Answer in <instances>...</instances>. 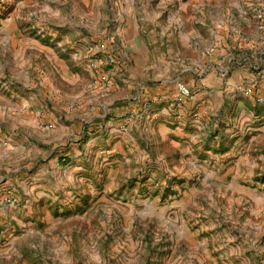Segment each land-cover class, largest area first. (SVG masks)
<instances>
[{
    "label": "rangeland",
    "instance_id": "1",
    "mask_svg": "<svg viewBox=\"0 0 264 264\" xmlns=\"http://www.w3.org/2000/svg\"><path fill=\"white\" fill-rule=\"evenodd\" d=\"M219 1L227 15V0H0V186L20 201L6 211L7 221L0 214V264H264V68L254 63L260 56L264 61L259 51L248 56L255 79L238 85L244 110L226 111L218 127H195L199 113H180L167 98L148 102L149 108L168 105L171 117L191 126L187 131L195 138L187 148L194 158L188 154L180 162L167 144L150 140L137 141L128 161L63 158L59 166H75V175L53 168L52 198L33 203L22 196L24 173L3 163L26 137L12 128L22 113L5 116V101L36 100L59 83L60 73L80 75L105 96L136 63L139 80L150 84L161 77L155 70L185 59L187 69L176 80L189 81L193 97L202 79L231 77L236 62L250 61L242 53H233L228 63L215 58L224 38L211 21ZM250 11L244 10L264 29V9ZM136 39L150 48L149 68L131 56ZM183 42L191 47L182 48ZM122 126L125 132L128 125Z\"/></svg>",
    "mask_w": 264,
    "mask_h": 264
},
{
    "label": "crops",
    "instance_id": "2",
    "mask_svg": "<svg viewBox=\"0 0 264 264\" xmlns=\"http://www.w3.org/2000/svg\"><path fill=\"white\" fill-rule=\"evenodd\" d=\"M226 4L227 15L220 12H225L221 1L211 12L212 25L216 28L214 33L219 34V39L224 37L222 41L220 39L215 58L228 63L234 59L233 53H242L240 58L250 62H236V70L228 79L217 76L202 79L199 93L179 106L180 113L187 108L192 109L193 113H199L200 122L194 125L197 128L210 123L218 127L223 120L221 115L226 111L244 110L245 107L239 98L240 93H237L238 85L242 79L249 82L255 79L250 71L253 61L248 56L253 57L257 54L256 51L264 55V29L259 27L253 14L244 12L246 9L251 10L250 12L255 8L264 9V0H227ZM144 18L141 17V20H145ZM146 20L153 24L156 21L151 13H147ZM181 46L184 49L191 47L188 42H183ZM129 49L135 62L141 57L143 66L149 68L150 62L147 61L146 52H150V48L147 43L141 45L136 39L130 41ZM137 52L142 53L136 54ZM179 62L174 63V67L168 65L165 69L160 67L155 70L153 73L161 77L150 84L139 80L141 67L138 63L136 66L132 64L130 69L123 72V78L117 76L112 93L106 96L93 90L90 83L83 81L80 75L69 72L68 76L60 73L59 83H52L51 87L41 90L36 100L20 96L5 101V116L15 111L22 113L20 122L13 123L12 128L25 133V141L14 143L9 157L3 159V163L8 164V171L13 164L17 167V172L24 173L21 177L24 179L22 196L25 200L31 203L50 201L53 192L48 181L53 168H56V172L64 170L66 175L73 174L71 172L74 171L75 175V166H59L63 158L70 159L71 163L89 161L91 158H101L106 162L114 158L115 162V158L123 156L128 161V158L134 155L137 141L146 140L167 144L174 152L170 156L178 155L180 162H184L188 154L193 157L187 148L195 138L190 136L193 132L187 131L191 126L188 128V123L183 120L178 122L171 117L167 110L168 105H165L166 108L164 105H153L150 108L147 106L149 101L154 102L157 97L173 100L177 82L191 85L189 81L176 80L183 77V72L187 69L185 59H180ZM254 63L259 69L264 68L262 56L259 60L256 58ZM228 68L229 65L225 70ZM259 83L263 85V91L264 77ZM246 120L251 127L254 122L253 113L248 114ZM229 123L230 121L226 124ZM123 124L128 125L125 132L121 131V128L124 129ZM9 179L16 181L14 177ZM3 188L0 186V214L1 220L4 218L7 221L6 211L16 206L3 203L11 193Z\"/></svg>",
    "mask_w": 264,
    "mask_h": 264
},
{
    "label": "built area",
    "instance_id": "3",
    "mask_svg": "<svg viewBox=\"0 0 264 264\" xmlns=\"http://www.w3.org/2000/svg\"><path fill=\"white\" fill-rule=\"evenodd\" d=\"M193 98L191 87L184 82H177L176 84V93L174 99L172 100V107H179L187 103ZM260 101H263L262 99ZM197 116V115H196ZM17 202V199L12 197H7L3 200V203L7 206H14Z\"/></svg>",
    "mask_w": 264,
    "mask_h": 264
}]
</instances>
